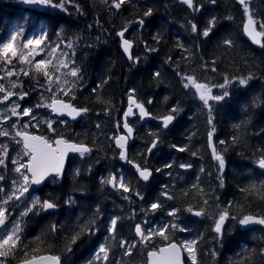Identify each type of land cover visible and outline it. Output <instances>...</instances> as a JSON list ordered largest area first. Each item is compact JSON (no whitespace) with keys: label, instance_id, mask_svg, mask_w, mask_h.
Returning a JSON list of instances; mask_svg holds the SVG:
<instances>
[{"label":"trees","instance_id":"obj_1","mask_svg":"<svg viewBox=\"0 0 264 264\" xmlns=\"http://www.w3.org/2000/svg\"><path fill=\"white\" fill-rule=\"evenodd\" d=\"M195 3L202 6L199 11L189 8L181 0H126L121 10L111 7L110 0L108 4L104 0H72L65 4L67 11H64L46 6L33 7L22 0H0V38H6L8 34L21 28L23 40L38 35L42 29L47 32L48 40L53 44L59 42L58 34L65 41L79 37L72 58L81 69L82 79L77 85L75 99L70 102L76 107L90 109L79 121L68 122V128H60L56 132L63 134L68 140L87 144L93 151L83 157L71 158L67 172L57 183L49 182L41 190H29L31 195H38L42 200H53L58 207L21 215L19 210L30 206L29 199L21 198L15 204L9 203V222H21L23 242L29 244L30 248H38V255H59L62 264H87L108 235L106 229L109 219L113 216L128 217L133 209L138 215L135 219L122 220L118 224V232L130 242L139 241L134 225L147 219L140 209H147L149 196L155 200L162 185L167 184L178 198L167 201L163 208L154 213L157 217L154 222H157L151 227L173 221L174 218L167 214L168 209L170 206L180 207L181 211L174 222L187 231L175 230L171 238L181 242L202 234L203 240L198 248L200 264H264L262 230H254L253 233L237 231L238 223L229 219L222 238L214 239L216 234L211 231L212 219L196 217L193 213L184 211L190 204L199 209L202 198L195 190L190 191L188 196L181 195L184 190L191 189V185L199 177L200 187L205 193L203 199L209 200L210 210L217 204L223 208L231 203L229 211L237 218L247 214H264V201L253 196L246 198L245 193L240 191L250 183L264 181V172L256 167L260 150L264 149V47L256 48L245 39L241 30L245 19L244 11L234 0H216L215 4L210 3V0H195ZM77 5L82 11L77 10ZM250 6L258 14V18L264 19V0ZM149 8L152 9V15L144 17V12ZM213 17L217 22L208 37L191 31L190 23H195L203 30ZM141 18L144 19L143 26L138 23ZM125 25L131 26L126 37L135 42L134 57H140L138 63L127 60L121 51L117 32ZM157 34L161 38L159 43L154 39ZM232 37L237 40L235 47L228 49L221 46L223 39ZM145 44L157 51L146 52ZM180 44L195 53L191 57L190 67L182 59ZM61 48L71 55V50L66 45L62 44ZM40 58L36 57L37 60ZM201 58L208 63L209 68L215 60L216 71L202 69ZM177 63L181 72L192 74L190 69H195L200 82L223 83L224 74L232 77L245 76L251 72L255 77L246 86L233 83L229 88L230 97L218 103L212 102L215 140L218 152L225 159L223 187H220L217 164L209 150L208 133L211 127L207 121V110L194 95V89L183 87L176 74ZM155 72H159L160 76L156 77ZM11 79L23 81V88L16 91L29 93L24 100L19 101L22 107L40 103V92L44 89L36 88V82L30 76L21 75ZM39 80L41 84L44 82L43 77ZM98 85H102L99 92H93ZM132 89H135L137 100L153 116L148 123H143L138 116L132 121L136 136L129 147V157L142 167L147 161V166L152 170L153 178L149 184L142 183L130 165L125 166L119 162V151L109 139L122 132V127H116V122L123 123V113ZM213 94H218V89H213ZM98 95L103 103L98 101ZM148 100H152V103L148 104ZM177 104L182 110L176 115L174 124L168 129L163 128L159 118L174 114L170 110ZM10 106L9 102L0 103V112L7 114L6 109ZM35 111L39 117L52 118L49 109L40 108ZM16 120L13 117L5 127L10 130L11 124ZM28 120V117L22 118L21 124ZM97 124L100 128L96 127ZM29 131L45 134L47 137L54 135L43 124L38 129L30 128ZM150 133L158 134L161 142L150 154L142 155L150 147L153 138ZM190 136L191 141L188 139ZM234 136L237 137L235 142L232 140ZM4 138L8 137L0 136V141H4ZM220 141L226 143L220 144ZM6 143L11 157L16 147L19 146L21 151V145L14 143L12 139ZM173 145L177 148L188 145V150L180 152ZM192 152H197V155L193 156ZM169 163L172 167L165 168ZM179 164H191L192 167L183 169L178 167ZM12 167L10 162L8 169ZM201 167L204 168L203 173L200 172ZM157 168L162 171L156 172ZM77 169L79 175H75ZM5 172L8 177L15 175L10 171ZM169 172L172 173L171 176L167 174ZM109 174H123L126 179L132 180L133 187L144 199L140 200L132 195L130 203L123 198L130 193L102 184V178ZM7 185L9 187V183ZM70 198L73 203H66ZM92 219H95L94 227L99 231L80 237L76 244L71 245V253L64 252L73 230L87 226ZM183 220L186 222L184 226ZM52 224L57 225L55 233L50 231ZM149 225L150 222L146 227ZM249 236L251 242L258 241L259 245L253 246L244 240ZM37 237L42 243L36 240ZM152 243L159 247L165 242L157 236ZM150 249L152 244L137 243L132 256L123 257V260L128 264H147V252ZM213 251L215 256L212 255ZM20 255L18 251L17 259L10 258V264L18 263ZM121 256L122 250L114 248L110 264L121 259ZM187 264H190L188 257Z\"/></svg>","mask_w":264,"mask_h":264},{"label":"snow or ice","instance_id":"obj_2","mask_svg":"<svg viewBox=\"0 0 264 264\" xmlns=\"http://www.w3.org/2000/svg\"><path fill=\"white\" fill-rule=\"evenodd\" d=\"M23 3L30 5H40L51 8H59L67 11L65 4L71 3L72 0H22ZM106 4L109 0H104ZM126 0H110V6L115 9H120ZM182 2L192 8L194 11H199L202 7L195 3V0H182ZM210 3L215 4L216 0H210ZM238 3L242 6L244 11V21L241 25V30L244 36H246L252 43L264 47V19L258 18V14L251 8L252 0H238ZM77 10L82 11L80 6L77 5ZM144 17L152 15V9L149 8L144 12ZM232 19V17H228ZM216 18L213 17L208 21L207 26L200 30L195 23H190V28L193 33L200 32L203 37H208L216 25ZM97 23H99L97 21ZM132 22L130 21L129 24ZM138 23L143 26L144 19H139ZM62 31V29H61ZM128 31V25H125L117 36L121 39L122 48L127 54L128 59L133 63H138L140 57H133L132 48L133 40L125 38V33ZM23 30L17 29L8 34L6 38H0V103L9 102L13 97H18V100H14L11 106L6 109L7 114L0 112V136L9 137L15 141L16 144L21 145V151L17 153L16 158L11 159L12 169H8L9 150L7 144H0V264H10L11 259H17V252L21 253L19 257V264H61V257L59 255H38V248H30L29 244L24 243L22 240L23 228L20 221L11 220V213L9 211V203L20 201L21 198L29 199L30 206H26L21 215H27L30 212L47 211L56 209L58 204L53 200H42L38 195H31L29 190L33 189L34 185H40L46 178L52 176L56 177L63 175L65 166V159L69 152L78 153L80 156H85L93 151V148L89 147L85 143H73L64 138L63 134L57 133L53 127L55 120L51 118L45 119L39 117L36 114L37 109L45 108L51 110L52 113L57 115H67L75 119L90 111L87 107H76L70 101L75 99V91L78 83L82 79L81 69L76 65L75 60L72 58L75 55V45L79 37L75 40L65 41L58 34V43L53 44L48 40L47 32L43 29L38 35H34L26 40L21 39ZM157 43L160 42L159 34L154 37ZM66 45L69 52L64 51L61 45ZM237 40L235 37L225 38L221 42L222 47L231 49L235 47ZM182 50V59L191 66V57L195 53L190 52L188 48H185L183 44L179 45ZM146 52L157 51L155 48L148 47L145 44ZM41 57L39 60L36 57ZM171 61V57H169ZM212 67L209 68L207 62H204L201 58L200 67L204 70L216 71L215 63L213 60ZM177 75L180 77L184 88L194 89V95L202 101L204 107L207 110V121L211 127V131L208 133L209 146L211 148L212 157L216 161L218 175L217 179L220 181V187H223L222 172L225 166L224 155L217 151L215 143H213V136L216 128L213 123L214 116V104L212 102H221L230 97V86L233 83H238L241 86L248 85L249 81L254 79L253 73L249 72L245 76H232L227 74L223 76V83L214 84L209 82H200L195 74V69H190L189 72H181L179 70V64L177 63ZM30 76L36 82V88H43L44 91L40 92V103L33 106L22 107L19 101L24 100L29 93L24 91H16L23 88V81L19 79H11L12 77ZM156 77L160 76L159 72H155ZM43 77L44 82L41 84L39 78ZM6 82V83H5ZM103 83H106L104 81ZM102 85H98L94 88L93 92H99ZM213 89H221L219 94H213ZM49 93L50 95H45ZM67 97L68 99H64ZM99 102H104L97 96ZM167 99V97L165 98ZM148 104L152 103V100L147 101ZM179 105L173 107L170 113L159 119L162 120L163 128H167L170 123L179 114ZM108 111V109H106ZM138 115L140 119L151 116L145 105L139 102L135 97V89L130 90L128 95V107L123 113V123L116 122V127L126 130L123 134H114L109 139L120 149L119 157L122 160L127 161L136 170L139 180L149 181L153 172L147 166V161L144 162V166L135 163L127 154V143L134 132L133 127L128 123V118ZM13 117L17 120L11 124V128L14 132H10L5 124L11 121ZM24 117H28L27 123L21 124V120ZM61 124H66V120H61ZM44 125L50 133L56 134L57 138L51 141L42 135H35L29 131L30 128L38 129L41 125ZM100 128V125H96ZM239 127V126H237ZM152 140L150 147L146 149V152L142 155L150 154L153 149L161 142L160 136L156 133H150ZM195 135V133H193ZM191 141V136L188 138ZM233 142L237 140V137H232ZM220 144H225V141H220ZM172 147L177 148L176 145ZM178 151L184 152L188 150V145L178 147ZM260 155L256 160V163L260 168L264 169V149L260 150ZM193 156L197 155V152L191 153ZM27 157V159H25ZM165 168H171L172 164H166ZM179 168L188 169L191 168V164H179ZM5 171L14 173V177H8L3 174ZM161 168H157L156 172H161ZM200 172H204V168H200ZM79 169L76 170L75 175H79ZM169 176L171 172L167 173ZM4 183H9L8 189H5ZM102 184H107L113 189L122 191L123 193H130L123 198L130 203L132 202V195H135L138 199L143 200V195L133 187V181L126 179L123 174L117 176L116 174H109L108 177L102 178ZM35 189H33L34 191ZM195 190V193L200 195L202 202L197 210L193 205H188L184 211L193 213L196 216L209 217L212 219L211 231L216 234L214 239H220L223 236L224 224L227 220L232 219L241 226H249L252 224H259L264 226V214H247L237 218L232 216L229 208L231 203L221 208L218 204L215 208L210 210L209 200L203 199L205 195L204 189L200 187L199 177L197 182L191 185V189H186L182 192V196H188L189 192ZM244 192L246 198L253 196L261 201H264V181L257 183H250L245 188L240 189ZM26 194H28L26 196ZM177 194L174 191H170L169 185H162V190L156 199L149 204L147 209L141 208L140 212L155 213L157 210L163 208L167 201L177 199ZM66 203H73L70 198ZM181 211L180 207L170 206L168 209V216L173 217L174 220L177 214ZM138 215L133 209L128 217L113 216L109 219L107 225L108 235L104 238V242L101 243L98 249L95 251L94 256L87 264H110V256L113 253L114 248L122 250L121 259L116 260L114 264H128L123 260V257H131L134 249L137 247V243L152 244V249L147 252V264H184L183 253H187L190 264H200L198 260V248L200 242L203 240V235H198L191 240L181 241L180 244L175 243L171 236L175 230L187 231L185 228H181L179 224L173 221H169L164 225H157L155 227H146L148 224L147 219L142 220L140 224L134 225V231L139 237V241L130 242L119 235L118 224L124 219H135ZM97 216H99V210L97 209ZM95 219L89 221L87 226H81L79 230H73L68 245L63 249L66 253L72 252L71 245L76 244L77 240L84 235H93L99 230L94 227ZM50 231L55 233L57 231V225L52 224ZM160 237L164 243L162 247H157L152 243L154 237ZM119 237V238H118ZM36 240L40 243V238ZM264 251V250H262ZM215 252L212 255L215 256Z\"/></svg>","mask_w":264,"mask_h":264},{"label":"water","instance_id":"obj_3","mask_svg":"<svg viewBox=\"0 0 264 264\" xmlns=\"http://www.w3.org/2000/svg\"><path fill=\"white\" fill-rule=\"evenodd\" d=\"M182 1V0H181ZM236 3H238V0H234ZM257 1H262V0H252V3H254V2H257ZM251 3V4H252ZM239 4V3H238ZM240 5V4H239ZM117 10V9H116ZM118 10H121V8L120 9H118ZM131 28V26H129L128 27V31H129V29ZM127 31V32H128ZM126 32V33H127ZM126 33H125V38H127L126 37ZM245 37V39L246 40H248L254 47H256V48H262V47H260L259 45H256V44H254V43H252L246 36H244ZM119 38V37H118ZM120 39V38H119ZM128 39V38H127ZM135 42L133 43V48H132V55H133V57H134V51H135ZM120 47H121V51H122V53H123V55L125 56V58L127 59V60H129L128 59V56H127V54L124 52V50H123V48H122V42H121V39H120ZM137 99V98H136ZM127 107H128V104H127ZM127 107H126V109H127ZM126 109H125V111H126ZM149 112V111H148ZM53 115L55 116V117H59V118H65V119H67V120H70V121H78L80 118H82V116L84 115H82V116H79V117H76L75 119H73L72 117H70V116H67L66 114L65 115H57V114H55V113H53ZM135 118V116H131V117H129L128 118V123H129V121L130 120H133ZM153 118V116L151 115V116H149V117H145L144 119H142L143 121H145V122H148V121H150L151 119ZM175 120V119H174ZM174 120L172 121V123H170L169 124V127L174 123ZM130 124V123H129ZM131 125V124H130ZM132 126V125H131ZM133 127V126H132ZM133 129H134V127H133ZM124 130V132H126V130L125 129H123ZM123 132V133H124ZM123 133H121V134H123ZM35 135H39V134H35ZM43 136V135H42ZM134 138H135V130H134V132H133V134H132V138H130L129 140H128V143H127V154H128V147H129V145H130V142L132 141V140H134ZM69 142H73V141H69ZM73 143H76V142H73ZM210 150H211V148H210ZM78 153H72V152H69L68 153V155H67V157H66V159H65V166H64V170H63V173L65 172V170H66V168H67V165H68V159H69V157L70 156H73V155H77ZM257 168L258 169H260V170H262V171H264V169H262V168H260L259 167V165L257 164ZM50 178H52V176H49L48 178H46L45 179V181H43L40 185H34L33 187H35V188H40V187H42L45 183H46V181H47V179H50ZM152 178V177H151ZM151 178L149 179V181L151 180ZM149 181H147V182H149ZM143 182H145V181H143ZM224 226H225V224H224ZM244 229H246V230H248V229H252V228H254V227H261V228H263L264 229V226H262V225H259V224H252V225H249V226H242ZM175 243H177V244H179L177 241H174ZM162 247V246H161ZM41 255H54V254H51V253H47V254H41ZM183 260H184V264H186V261H185V253H183ZM16 264H19V262L18 263H16Z\"/></svg>","mask_w":264,"mask_h":264},{"label":"flooded vegetation","instance_id":"obj_4","mask_svg":"<svg viewBox=\"0 0 264 264\" xmlns=\"http://www.w3.org/2000/svg\"><path fill=\"white\" fill-rule=\"evenodd\" d=\"M2 95V94H1ZM14 100H16V97H13L12 98V100H10L9 101V103H10V105H11V103H12V101H14ZM15 121H13V123H14ZM67 124H69V123H67ZM56 126V125H55ZM54 127V126H53ZM10 132H14V130L11 128L10 130H9ZM12 139V137L11 136H9L8 138H4V141H0V144H7L6 143V141H9V140H11ZM135 139V138H134ZM6 140V141H5ZM12 141L15 143V141L12 139ZM134 141V140H133ZM8 146V145H7ZM8 150H9V157H11L10 156V148H9V146H8ZM14 150V152H13V155H12V157L10 158V162H11V159H13V158H16V155H17V153H19L20 151H19V146L18 147H16V149H13ZM128 155H129V149H128ZM27 158V157H26ZM10 162L8 161V166L10 165ZM119 162L122 164L123 162H122V160L121 159H119ZM3 174L4 175H6V176H8L7 175V173L6 172H3ZM65 175V174H64ZM63 175V176H64ZM63 176H59V177H56L55 179H53L52 181H50L51 182V184H53V183H57L58 181H60L61 179H62V177ZM4 187H5V189H8V185H7V183H4ZM44 188V187H43ZM43 188H40V189H38V190H41V189H43ZM73 198V197H72ZM185 221L183 220V226L185 225Z\"/></svg>","mask_w":264,"mask_h":264},{"label":"rangeland","instance_id":"obj_5","mask_svg":"<svg viewBox=\"0 0 264 264\" xmlns=\"http://www.w3.org/2000/svg\"><path fill=\"white\" fill-rule=\"evenodd\" d=\"M31 6H33V7H38L39 5H31ZM222 90L221 89H218V94L221 92ZM48 119V118H47ZM53 120V119H52ZM56 121V120H55ZM59 124L60 122H58V121H56L55 122V124L53 125V126H55L56 124ZM17 156V155H16ZM25 159H27V158H25Z\"/></svg>","mask_w":264,"mask_h":264},{"label":"bare ground","instance_id":"obj_6","mask_svg":"<svg viewBox=\"0 0 264 264\" xmlns=\"http://www.w3.org/2000/svg\"><path fill=\"white\" fill-rule=\"evenodd\" d=\"M160 121L162 122L161 119H160ZM129 122L132 123V120H130ZM168 127H169V125H168ZM168 127H167V128H168ZM212 140H213V143H215V145H216V147H217V143H216V140H215V135L213 136ZM209 147H210V146H209Z\"/></svg>","mask_w":264,"mask_h":264}]
</instances>
